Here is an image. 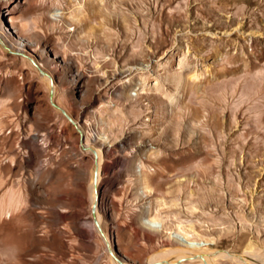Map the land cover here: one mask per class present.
Masks as SVG:
<instances>
[{
  "label": "rangeland",
  "instance_id": "obj_1",
  "mask_svg": "<svg viewBox=\"0 0 264 264\" xmlns=\"http://www.w3.org/2000/svg\"><path fill=\"white\" fill-rule=\"evenodd\" d=\"M26 51L125 264H264V0H0V264H115Z\"/></svg>",
  "mask_w": 264,
  "mask_h": 264
},
{
  "label": "bare ground",
  "instance_id": "obj_2",
  "mask_svg": "<svg viewBox=\"0 0 264 264\" xmlns=\"http://www.w3.org/2000/svg\"><path fill=\"white\" fill-rule=\"evenodd\" d=\"M31 50H33V48ZM33 63H34L33 65L35 66V68L37 70L42 69L43 64L41 63V61H39L38 63H36V62H33ZM42 77L48 83V85L50 86V89L54 90V97H55L56 84H55L54 76L50 72L45 71V74H43ZM75 123H76L75 126L77 127L78 131L81 130V132H82V137H83V144L82 145L87 148L85 151L92 153L94 155L95 161H97L96 168L98 171V179H97L98 184H97V189H95L94 183L92 182V185H91V195H92L91 203L93 205L97 200L96 218L98 219V196H99L98 187H99V183H100V179H101V169H102V165L104 162V152L101 148H98L95 145H93V143H91V140L96 138V137H93L92 134L87 133L84 130H82L80 128L79 124L77 123V121H75ZM182 240L191 242L192 245H188V244L186 245V244H182V243L179 244L173 250H170L168 252L170 254L169 258L165 257L163 255L162 256L161 255L156 256V254H155L153 257L149 258L148 264H175L184 258H185L184 260H186V259L187 260L188 259L197 260V261H199V264H217L216 261L218 258H223V259L231 258V259H234L238 262L247 261L249 263H253L247 257L252 258V259L260 258L259 255H257V253H254L251 255H249V253L238 254V253L231 252L229 250H219L216 252H214V251L213 252H207L205 250H199L198 247L193 244L195 242V240H191L189 237H185ZM104 241L106 243L105 250H106V252L110 253V248L112 247V243L107 236L104 239ZM113 260H114L115 264H121L119 262L120 258L117 255L114 256ZM253 264H255V263H253Z\"/></svg>",
  "mask_w": 264,
  "mask_h": 264
},
{
  "label": "water",
  "instance_id": "obj_3",
  "mask_svg": "<svg viewBox=\"0 0 264 264\" xmlns=\"http://www.w3.org/2000/svg\"><path fill=\"white\" fill-rule=\"evenodd\" d=\"M16 39L18 40H23L22 38H19L17 37L16 35L14 36ZM19 53V51L17 52ZM20 54V53H19ZM22 54L28 58H30L33 62H35L36 58L34 57V54L26 51L25 53L22 52ZM40 73L43 75L45 74V70L44 69H39ZM50 102L51 104L53 105V107H55L56 109H58L65 117H67V119L72 122L74 125H76L75 123V120L73 119V117L71 115L68 114V112L62 108L60 105H58L55 100H54V90L53 89H50ZM81 136H82V132L81 130H79ZM81 142L83 144V137L81 139ZM82 148L84 150H86L87 148L85 146L82 145ZM95 153V152H94ZM96 164H97V161H95L94 163V170H93V183H94V187L95 189H97V179H98V171H97V168H96ZM96 208H97V200L96 202L92 205V208H91V213H92V216H93V222L96 226V228L98 229L100 235L102 236V238H106V233L104 232L100 222L98 221V219L96 218ZM110 253L115 256V255H118V252L116 251V248H115V244L114 242H112V247L110 248ZM121 260H119V262L121 264H125L124 262H126V258H120ZM183 260H180L179 262H181Z\"/></svg>",
  "mask_w": 264,
  "mask_h": 264
}]
</instances>
